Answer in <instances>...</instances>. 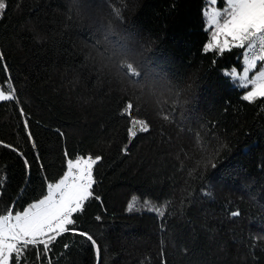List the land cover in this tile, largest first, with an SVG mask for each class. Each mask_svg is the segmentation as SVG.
Segmentation results:
<instances>
[{
    "label": "trees",
    "instance_id": "16d2710c",
    "mask_svg": "<svg viewBox=\"0 0 264 264\" xmlns=\"http://www.w3.org/2000/svg\"><path fill=\"white\" fill-rule=\"evenodd\" d=\"M4 2L0 214L42 198L65 153L99 155L76 226L100 264H264V100L223 75L245 49L203 53L208 0ZM51 247L53 264H97L79 235Z\"/></svg>",
    "mask_w": 264,
    "mask_h": 264
},
{
    "label": "snow or ice",
    "instance_id": "6c2138e0",
    "mask_svg": "<svg viewBox=\"0 0 264 264\" xmlns=\"http://www.w3.org/2000/svg\"><path fill=\"white\" fill-rule=\"evenodd\" d=\"M208 3L212 7L202 9V16L211 35L202 49L203 53L223 55L233 48L245 49L240 57L241 68L224 70L223 75L230 77L238 88L246 89L241 97L243 101L255 103L264 100V64L261 63L264 62V0H225L223 10L218 7L219 0H208ZM7 8L4 0H0V18ZM0 61H3V53H0ZM258 65L260 70H257ZM6 87H0V102L15 101L14 87L5 91ZM20 111L23 115V110ZM23 123L27 130L26 118ZM27 134L35 148L31 132L27 131ZM122 151L127 154V147ZM18 154L23 158L22 153ZM65 155L66 170L56 182L46 185L47 194L43 198L28 203L23 210L13 211L10 206L9 210L0 214V264H21L30 249H36L38 260L43 256L47 264H53L51 245L65 234L79 235L90 242L96 262L100 264V246L91 234L76 226V217L84 212L89 200L100 199L94 197L93 188L96 183L94 169L102 157ZM30 167L25 158L26 171ZM5 179L0 176V186ZM133 207L134 202L129 203L128 211H132ZM63 247L67 250L70 245Z\"/></svg>",
    "mask_w": 264,
    "mask_h": 264
},
{
    "label": "rangeland",
    "instance_id": "374dc122",
    "mask_svg": "<svg viewBox=\"0 0 264 264\" xmlns=\"http://www.w3.org/2000/svg\"><path fill=\"white\" fill-rule=\"evenodd\" d=\"M208 7H212V5L209 4V5L207 6V8H208ZM221 10H223V9H221ZM244 51H245V50H244ZM263 64H264V62H263ZM257 70H260V68L257 69ZM46 194H47V193H46ZM46 194H45V195H46ZM42 198H43V197H42Z\"/></svg>",
    "mask_w": 264,
    "mask_h": 264
}]
</instances>
